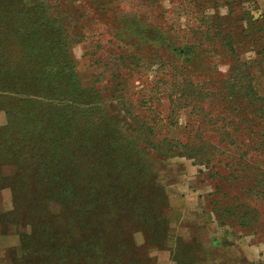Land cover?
Masks as SVG:
<instances>
[{"label": "rangeland", "instance_id": "1", "mask_svg": "<svg viewBox=\"0 0 264 264\" xmlns=\"http://www.w3.org/2000/svg\"><path fill=\"white\" fill-rule=\"evenodd\" d=\"M20 2L29 11L26 15L28 40L21 37L0 41V74L5 70L23 69L21 47L33 60V67L42 72L46 70V66H41L44 58L56 57L58 65L48 66L56 78L70 72L76 78L68 84L63 81L60 89H50L57 99L50 107L55 115V120L50 116V123L54 128L68 129L62 130L64 134L71 130L79 139L85 137L81 133L88 132L93 144L107 138L121 148L125 143L118 138L125 139L132 152H141V164L145 165L143 169L136 168L141 172L139 184L150 189L151 197L145 203L144 197L140 199L136 205L138 212L125 215L131 219V225L117 231L120 218L111 214L116 213V205L107 198L112 195L106 194L104 200L93 199L95 186L108 188L113 184L112 170L108 177L97 174L95 178L100 179L86 182L92 194L83 193L84 203L63 199L67 196L60 202H46L44 196H33L20 188L15 192L14 204L11 189H0V264H264V243L257 242L247 231H233L218 225L208 196L215 182L206 176L203 167L186 157H162L145 143L147 138L154 144L164 138L184 142L186 137L197 133L190 110L175 108L169 103L171 89L166 84L169 68H158L159 56L168 60L177 48L199 44V41L208 44L203 36H195L194 31L207 29L229 35L236 53L250 67L253 85L264 88V61L257 56L259 48L253 43L257 40L256 27L264 21V0ZM6 24L0 18V31H5ZM74 33L80 37L79 42L72 44L69 41L72 42ZM6 53L10 55L9 66L3 61ZM203 56L206 59L197 58L195 62L200 69L207 68L209 60L220 58L213 53ZM133 57L137 58L136 63ZM122 58L125 64L121 66ZM69 60L71 68L67 66ZM113 62L115 67L106 65ZM225 69L224 63L220 71ZM0 81H3L1 77ZM6 121L5 111L0 109V123L3 122L0 127ZM146 128L151 130L147 132ZM46 138L56 139V136L52 133ZM84 154L88 157L83 159L86 161L83 168L93 165L97 151H79L80 158ZM134 159V163L138 162ZM13 170L3 166L4 175ZM123 182L120 179L115 183L126 187ZM28 184L32 189L36 182L28 181ZM114 191L120 192L115 184ZM95 199L97 205L103 203L111 210L102 211L106 233L93 224V215L81 216L83 213L78 209V205L93 209ZM35 210L39 214L34 215ZM62 210L66 216H72V222L77 221L72 230L67 227ZM81 219L84 223L92 222L79 224ZM133 219L138 221L132 222ZM93 243L100 245L95 248ZM23 245L26 254L22 252ZM121 246L127 247L123 248L125 251Z\"/></svg>", "mask_w": 264, "mask_h": 264}, {"label": "trees", "instance_id": "2", "mask_svg": "<svg viewBox=\"0 0 264 264\" xmlns=\"http://www.w3.org/2000/svg\"><path fill=\"white\" fill-rule=\"evenodd\" d=\"M227 6L231 8L232 5ZM0 11V18L7 23L3 27L5 31H0V34L5 33L0 41L7 42L9 38L12 40L21 37L22 40L23 37L28 40L26 15L29 11L20 0H0ZM262 19L264 20V16ZM192 33L203 36L208 44L204 45L199 41V44L177 48L176 54L168 60L159 56L158 68H169L170 78L166 82L171 89L168 92L169 103L175 108L190 110L189 113L195 118L197 133L193 137H186L184 142L164 138L154 144L147 138L146 146L162 157H186L193 160L196 166L203 167L206 176L215 182L213 192L208 196L211 213L218 225L233 231H247L257 242L264 243V88L253 85L250 67L236 53L229 35L209 32L207 29ZM256 34L257 40L253 42L259 48L256 54L264 61V21L257 25ZM73 35L72 42L69 43L79 42L80 34ZM21 52L22 61L25 60L21 63L23 69L5 70L0 74L3 80L0 81L3 85L0 87V109L5 111L7 118L6 125L0 127V189H11L14 204L15 196L17 197L15 192L18 193L20 188L33 196H44L46 202H60L67 196L63 199L71 198L84 203L86 198L83 193L92 194L86 187V182L100 179L101 177L95 178L97 174L108 177L112 170L113 184L108 188L95 186L93 199L98 197L99 200H104L106 194H111L107 198L112 199V203L116 205V213L111 214L120 218L116 225L117 231L120 227L131 225V219L125 215L132 216L138 212L139 207L136 205L140 199L144 197L145 203L151 197L150 189L146 190L139 184L141 175L138 174L141 172L136 168L140 166L143 169L145 165L141 164V152H132L123 138H118L125 143L120 148L107 138L93 144V140L88 138V132L81 133L85 137L79 139L71 130L64 134L62 130L68 129L54 128L49 120L54 114L50 107L54 104L52 101L57 99L50 89H60L63 81L65 84L75 82L76 76L70 72L56 78L53 70H49V67L59 63L56 57L44 58L41 65L43 68L46 66L44 72L36 70L33 60L23 47ZM204 53H213L220 58L218 61L209 60L207 68L200 69L201 66L195 62L197 58L206 59ZM9 57L7 54L3 59L5 66L11 65L7 62ZM137 61L133 57V62ZM222 61L226 68L224 72L220 71V67L224 65ZM124 64L125 59L122 58L121 66ZM71 65L69 60L68 68ZM106 65L115 67L116 64L113 62ZM26 66L31 68L27 69ZM52 117L55 120V115ZM145 130L149 132L151 129ZM52 133L56 139L46 138ZM87 144V147H81ZM111 147L115 150H111ZM90 149H95L98 154L93 156V165L83 168L86 164L83 159L87 160L88 154L80 158L79 151ZM134 158L138 162L134 163ZM3 166L14 170L11 174L4 175ZM142 177L145 178L144 175ZM120 179H123V183L126 182V187H119L115 183ZM28 181L36 182L32 189L28 187ZM114 184L119 193L114 191ZM124 196L128 199L124 200ZM96 200H93V209L79 205L78 209L83 213L81 216L93 215V224L99 231L105 232L104 226L107 223L105 215H102L105 214L104 211L111 210L103 203L97 205L94 202ZM42 203L45 205V202ZM99 207L103 209L99 210ZM82 209L85 212H81ZM28 213L32 215L29 211ZM37 213L39 211L35 210L34 215ZM62 216L69 230H72L77 221L72 222V216H66L63 210ZM135 221L138 220L133 219L132 222ZM91 222L79 220V224ZM128 237L131 240L129 235ZM112 242L114 241L111 240ZM98 245L100 244L93 243L95 248ZM22 247V252L26 254L24 245ZM74 248L77 249V245Z\"/></svg>", "mask_w": 264, "mask_h": 264}, {"label": "crops", "instance_id": "3", "mask_svg": "<svg viewBox=\"0 0 264 264\" xmlns=\"http://www.w3.org/2000/svg\"><path fill=\"white\" fill-rule=\"evenodd\" d=\"M2 124H3V122L0 123V125H2Z\"/></svg>", "mask_w": 264, "mask_h": 264}]
</instances>
